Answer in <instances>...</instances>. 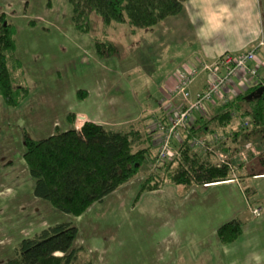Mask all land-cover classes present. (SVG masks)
<instances>
[{
    "label": "rangeland",
    "instance_id": "1",
    "mask_svg": "<svg viewBox=\"0 0 264 264\" xmlns=\"http://www.w3.org/2000/svg\"><path fill=\"white\" fill-rule=\"evenodd\" d=\"M71 16L66 0H0V23L6 18L15 29V87L27 91L16 107L0 98V264L16 256L21 239L58 223L78 228L75 264H255L253 254L264 264V176H253L264 172V134L240 113L227 126L211 124L199 135L213 153L192 148L217 165L223 156L227 165L219 166L230 169L226 184L184 190L165 181L137 197L159 165L157 146L149 141L150 156L139 173L79 217L33 197L34 180L23 160L25 136L39 140L73 129L84 112L106 129H135L146 138L166 94L159 96L158 89L170 82L162 84L163 72L186 47L169 44L175 17L133 32L128 25L105 26L92 13L89 33L82 35ZM95 39L115 45L116 54L98 58ZM232 220L242 223V233L233 243H221L216 229Z\"/></svg>",
    "mask_w": 264,
    "mask_h": 264
},
{
    "label": "trees",
    "instance_id": "2",
    "mask_svg": "<svg viewBox=\"0 0 264 264\" xmlns=\"http://www.w3.org/2000/svg\"><path fill=\"white\" fill-rule=\"evenodd\" d=\"M71 7V22L77 33H89V16L95 13L105 26L128 25L137 29L155 27L170 17L183 13L187 0H66ZM5 24V25H4ZM15 29L6 20L0 23V98L9 107H16L27 91L15 87L10 66H19L15 58ZM98 58L116 54V46L108 41H94ZM257 84L248 88L233 100L220 107V111L208 120L199 117L196 126L184 134L178 146L179 157L162 162L156 172L141 185L139 195L155 191L165 181L187 190L202 185H213L230 180V169L219 166L193 153L190 139L209 131L211 124L227 126L234 112L248 118L254 130L264 134V93L260 99L248 101ZM83 96L82 92H78ZM148 134V133H147ZM140 131H114L93 122H85L80 130L68 129L62 133L34 140L24 137L23 160L29 176L34 180L32 195L55 210L79 217L94 203H102L135 177L149 159L146 138ZM148 139V140H147ZM264 165V158L261 162ZM260 173V174H258ZM264 175L260 171L253 174ZM242 223L237 220L217 227L216 235L221 243L234 242L242 233ZM78 228L69 223H58L42 229L37 235L20 240L17 254L5 264H75V247ZM85 264H92L87 262Z\"/></svg>",
    "mask_w": 264,
    "mask_h": 264
},
{
    "label": "built area",
    "instance_id": "3",
    "mask_svg": "<svg viewBox=\"0 0 264 264\" xmlns=\"http://www.w3.org/2000/svg\"><path fill=\"white\" fill-rule=\"evenodd\" d=\"M258 51L264 53L263 39L237 55L224 54L211 64L184 65L174 73V82L159 104L158 121L151 129L153 145L157 146L156 164L179 157L176 146L196 126L197 118H205L207 106L227 104L248 88L262 84L259 70L264 69V60L258 58ZM202 74L205 75L203 88L192 93L191 87ZM190 147L208 153L214 150L199 136L190 139ZM218 158V165H227L222 155Z\"/></svg>",
    "mask_w": 264,
    "mask_h": 264
},
{
    "label": "crops",
    "instance_id": "4",
    "mask_svg": "<svg viewBox=\"0 0 264 264\" xmlns=\"http://www.w3.org/2000/svg\"><path fill=\"white\" fill-rule=\"evenodd\" d=\"M172 19L175 29L167 31L170 33L167 35L174 38L169 44L173 47L177 45L176 50L183 45L186 47L177 52L180 54L179 58L172 60L164 70L162 84H166L168 80L170 82L163 89H158L159 96L172 85L174 73L178 68L184 65H198L200 62L211 64L224 54L237 55L254 47L258 40H264V0H187L183 13ZM178 36L180 40L177 39ZM258 58L264 60L263 51H258ZM166 61L167 59L163 62ZM259 73L260 77L264 78V69L261 68ZM204 84L205 75L202 74L191 87L192 93L200 91ZM215 108L216 106H207L205 117ZM79 116L73 120V129L81 127L85 122L104 125L100 121L88 119L84 112L79 113ZM76 121L81 125H75ZM150 137L151 142H154V133ZM263 176L256 175L255 180ZM221 184L226 183H218ZM253 195L255 196V192Z\"/></svg>",
    "mask_w": 264,
    "mask_h": 264
},
{
    "label": "water",
    "instance_id": "5",
    "mask_svg": "<svg viewBox=\"0 0 264 264\" xmlns=\"http://www.w3.org/2000/svg\"><path fill=\"white\" fill-rule=\"evenodd\" d=\"M263 93H264V87H262V86L261 87H258L254 92H251L246 97V99L248 101L260 99L262 97ZM213 185H216V184H213ZM207 186H209V185H207Z\"/></svg>",
    "mask_w": 264,
    "mask_h": 264
},
{
    "label": "clouds",
    "instance_id": "6",
    "mask_svg": "<svg viewBox=\"0 0 264 264\" xmlns=\"http://www.w3.org/2000/svg\"><path fill=\"white\" fill-rule=\"evenodd\" d=\"M252 260L255 261V264H260L261 257L258 254H253Z\"/></svg>",
    "mask_w": 264,
    "mask_h": 264
}]
</instances>
